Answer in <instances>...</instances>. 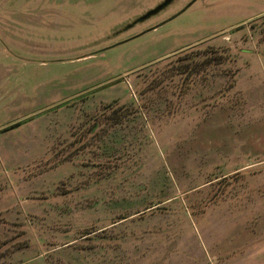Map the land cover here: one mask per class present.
Masks as SVG:
<instances>
[{"label":"rangeland","instance_id":"obj_1","mask_svg":"<svg viewBox=\"0 0 264 264\" xmlns=\"http://www.w3.org/2000/svg\"><path fill=\"white\" fill-rule=\"evenodd\" d=\"M261 243L264 0H0V264Z\"/></svg>","mask_w":264,"mask_h":264},{"label":"crops","instance_id":"obj_2","mask_svg":"<svg viewBox=\"0 0 264 264\" xmlns=\"http://www.w3.org/2000/svg\"><path fill=\"white\" fill-rule=\"evenodd\" d=\"M256 251L248 253L244 256L243 261L234 262L233 264H264V243L259 244L258 248L256 247Z\"/></svg>","mask_w":264,"mask_h":264}]
</instances>
